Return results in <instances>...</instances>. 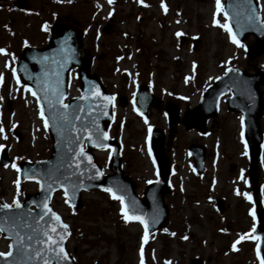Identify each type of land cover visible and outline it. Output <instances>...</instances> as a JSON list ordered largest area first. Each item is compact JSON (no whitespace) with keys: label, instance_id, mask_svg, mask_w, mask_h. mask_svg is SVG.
<instances>
[{"label":"rangeland","instance_id":"rangeland-1","mask_svg":"<svg viewBox=\"0 0 264 264\" xmlns=\"http://www.w3.org/2000/svg\"><path fill=\"white\" fill-rule=\"evenodd\" d=\"M260 1L264 18V0ZM219 4L218 9L217 0H112L111 3L109 0H34L35 10L23 11L19 18L20 30L24 32L21 42H25V31L31 28L36 30L30 32L31 43L46 42L50 34L44 36L40 30L70 20L88 28L85 43L89 44L95 27L102 29L109 22L107 18L113 16L117 30L112 35V44L118 49L128 46L134 56L145 54L149 48L173 56L172 62L177 59L176 69L183 80L176 90L189 94L196 78L198 83L209 84L227 67H243L247 63L244 46L233 42L228 26H221L227 23L223 0ZM179 33L188 37L181 45ZM196 37L201 40L197 49L193 46ZM6 59L2 53L0 73H4L1 63ZM183 78H191L190 83ZM11 81L17 88L15 95L0 91V127L3 128L0 152L7 149L13 158L11 165H0V198L9 203L37 188L36 184L18 181L19 162L44 159L51 152V140L34 96L18 80ZM70 95H79L75 75L71 78ZM9 98H12L11 109L7 106ZM217 118L209 136L180 131L184 134L178 141L181 147L173 148L178 153L175 185L166 196L170 222L152 236L146 237L141 225L126 220L121 205L107 193L85 192L83 206L75 213L61 194L55 196L54 208L73 228L68 248L80 263L141 264L143 258L144 264H190L199 256L205 264H260L258 240L251 233L255 220L248 183L250 162L248 154L245 155L241 118L223 106ZM261 123L264 130V115ZM15 129L21 132V141L13 134ZM143 129L142 125L133 123L123 134L128 142L125 150L128 167H132L131 175L138 183L139 192L155 172ZM195 138L208 149L204 176L196 174L187 158L186 148ZM96 156L107 170L108 153ZM260 168V200L264 208V152ZM217 198L225 201L224 213L216 210ZM122 247V255L128 256L129 261L122 260L119 251ZM0 250H8V241L1 235Z\"/></svg>","mask_w":264,"mask_h":264},{"label":"water","instance_id":"water-1","mask_svg":"<svg viewBox=\"0 0 264 264\" xmlns=\"http://www.w3.org/2000/svg\"><path fill=\"white\" fill-rule=\"evenodd\" d=\"M11 1V0H0ZM225 13L234 37L239 43L246 42L254 36L256 42L247 46L250 60L264 54V21L260 13V4L256 0H224ZM56 36L49 39L44 48L26 47L16 68L17 76L22 83L29 86L47 120V130L52 140V152L47 160L22 162L19 167L20 181H37L39 190L34 195H25L20 207L12 206L4 209L0 207V223L8 227V231L0 232L10 240L12 257H0V264H57L55 252H48V237L60 241L58 247H63L67 253V260H59L58 264H78L71 257L67 243L72 235L70 224L51 206L56 192H63L73 211L82 207V192L93 189H112L113 196H123L124 207L129 216L142 217L148 223V233L152 234L160 228H165L169 222L170 212L165 204V195L170 192L169 167H162L164 159L163 137L151 140V148L161 168L158 182L149 186L142 198L135 193V185L131 179L125 177L122 170V148L116 140L110 138L109 129L113 122V102L109 103L103 97L110 96L101 81L91 74L93 60L82 56L83 30L68 21L56 26ZM182 43V41L180 40ZM77 69L80 81V96L69 97L71 72ZM57 81H59L57 87ZM264 84V74H248L238 68L228 69L210 87L194 112L197 121L186 123L188 129L196 128L207 133V123L211 117H216L219 101L222 96L232 90L234 98L229 101V108L239 112L244 117V138L250 159L249 183L253 190L255 203L256 227L254 234L260 238L259 250L264 260V213L259 200L260 187L259 163L262 158L264 137L260 127V118L264 110L260 85ZM97 89L100 96H96ZM62 93L60 102L55 103L54 92ZM47 93V99L45 95ZM49 101L53 108L49 109ZM63 105H68L64 108ZM55 113V118H54ZM66 117V118H65ZM97 128L100 130L101 147L97 142ZM103 133H107L105 139ZM91 136V140H89ZM86 143V144H85ZM84 144L87 149H84ZM112 149L110 169L113 175L105 176L95 156V150ZM83 149L85 155H80ZM192 152L197 161L198 171L205 170L204 161L206 149L201 145H194ZM91 157V164L88 162ZM11 157L8 151H3L0 163L8 165ZM94 165V167H93ZM99 173V175L97 174ZM49 185L51 187H49ZM6 203H0V206ZM51 209V212L48 211ZM223 210V208H220ZM52 213L58 216L57 222ZM16 219V225L11 223ZM138 220V219H137ZM139 221V220H138ZM27 225V226H24ZM67 225V229L61 227ZM56 232L53 233L52 229ZM23 238L24 248L17 251L15 244L16 233ZM63 239L60 240V237ZM32 237L31 240L28 238ZM41 252L40 256L35 253ZM193 264H202L195 259Z\"/></svg>","mask_w":264,"mask_h":264},{"label":"flooded vegetation","instance_id":"flooded-vegetation-1","mask_svg":"<svg viewBox=\"0 0 264 264\" xmlns=\"http://www.w3.org/2000/svg\"><path fill=\"white\" fill-rule=\"evenodd\" d=\"M27 5L32 7L30 11L35 10L34 0H24L22 3H16L15 1L0 2V49L4 50L0 52V55L3 53L7 56V59L1 63V70H3L4 73H0V91L4 93H14L16 90L11 79L13 77L17 58L23 46L26 44L40 47L46 45L43 41V43H31L32 39L30 38V32H36L35 28L25 31L27 37L25 42L23 41V44L21 42V33L23 36L24 32L20 30L22 26L19 25V18L23 9H29ZM108 19L111 25L109 29L110 34H107L104 28L101 29L100 26L95 27L96 30L92 32L90 36L92 42L84 44L83 52L93 57V73L104 84L107 92L115 98L113 100L115 119L111 134L112 137L117 138L123 144L125 175L133 180L138 195H142L144 190L150 184L155 183L159 177L158 168L155 165L156 162L153 157H151V162L155 170L154 177L148 180L145 188H143L141 192H139L138 183L135 182V179L131 175L133 174V171H131L132 167H128L127 157L125 155L128 142L126 140L127 138L123 139V134H125L129 124H139L144 128L146 143L149 142L151 131H153L157 139L163 137L164 159H162L161 165L162 167L167 166L170 168V178L173 185L172 187H174L175 184L173 181L176 178L175 167L177 164L175 160L177 159L178 153H174L173 148L181 147V144L178 142L184 135L180 132L181 130L187 133L194 132L199 135L197 130H187L186 123L194 124V122L197 121L194 112L201 101L203 93L215 79L209 84L205 83L203 85L197 82V78H194L195 87L194 89L192 88L189 94L177 91V85L183 82L180 70L176 69V64L178 63L177 59L174 60L173 63V56L165 54L161 50L160 52L158 50L157 53L152 52L151 48L146 52L147 54L145 53L137 56L131 55L129 53L130 48L126 45L119 49L116 48L114 44H112V35H114L117 30H115L114 25L115 18L110 17ZM40 31H42L44 36H47V34L53 35L55 33V28L50 24L46 25L43 30ZM84 31L86 38L89 32L88 28H84ZM253 41L254 39L252 38L249 42ZM172 64H174V66ZM149 66H151V69H149ZM166 67L167 70L165 69ZM237 67L249 73L258 70L264 71V57H260L254 61L247 60L246 65ZM183 79L188 80L190 83L189 79L191 78ZM165 80L169 81L170 84H165ZM230 96V94L228 96L226 95L221 100L220 105L226 109H228V100ZM217 121L218 118L209 121L211 133L217 125ZM197 139H192L186 148L187 158H189L192 163L193 157L190 153V145L193 142H199ZM147 148L149 149L148 143ZM6 251L7 250H0V252ZM119 251L122 260L125 262L129 261V258H127L128 256L122 255L123 247Z\"/></svg>","mask_w":264,"mask_h":264},{"label":"snow or ice","instance_id":"snow-or-ice-1","mask_svg":"<svg viewBox=\"0 0 264 264\" xmlns=\"http://www.w3.org/2000/svg\"><path fill=\"white\" fill-rule=\"evenodd\" d=\"M112 0H109V3H111ZM220 7V4H219V0H217V8L219 9ZM222 27H225L227 28V25H221ZM229 31H231V29L229 28L228 29ZM233 42L234 43H239L235 37H233ZM4 50L3 49H0V52H3ZM58 84H59V81H57V87H58ZM31 89H29L30 91ZM34 96L36 95L35 92L32 93ZM96 96H100V92L99 90L97 89L96 91ZM54 95L56 97L55 99V103H59L60 102V96L62 95V93H59L58 91L57 92H54ZM45 98L47 99V93L45 95ZM103 99L109 103H111L115 98L112 97V96H106V97H103ZM64 108H67L68 105H63ZM53 108V102L52 101H49V109L51 110ZM41 117L43 118V111H41ZM54 118H55V113H54ZM66 118V117H65ZM243 122H244V117H241V124L243 126ZM45 127H47V120H45ZM150 130V129H149ZM0 132H3V128L0 127ZM100 130L99 128H97V140L96 142L101 146V147H104L105 145L101 142V139H100ZM241 135L243 136V132L241 133ZM103 136L104 138L106 139L107 138V133H103ZM89 140H91V136H89ZM247 147V146H246ZM80 155L83 156L85 155L84 152H83V149L80 150ZM245 155H247V151L245 152ZM88 162L89 164H91V157H88ZM13 167H16V165H12ZM5 167H7V165H5ZM94 167V165H93ZM19 171V169H17ZM99 175V173H97ZM18 183V181H17ZM49 187H51L49 185ZM105 191H108V192H111L112 189L110 188H106ZM247 195V194H246ZM113 198L115 199H118L122 205H124V198L123 196H116L115 193H113ZM15 206L17 208L20 207V204H19V201H15ZM4 209H8V208H11L12 205H9V204H3L2 206H0ZM49 212H51V209H48ZM122 212L124 213V217L126 220L128 219H138L145 227V236L147 237V232H148V223L147 221H145L142 217H138V216H129L128 214V211L126 208L122 207ZM52 216L54 217V219L59 222V217L55 215V213H52ZM11 223L13 224V226H17L16 225V219H12L11 220ZM24 226H27V225H24ZM62 228L64 229H67V225H61ZM8 227H6L3 223H0V232H4V231H8ZM166 231V230H165ZM52 232L55 233L56 232V229L53 228L52 229ZM45 235L48 237L47 239V243H48V248H47V251L48 252H55V255L57 257V264L59 262V260H67L68 259V256H67V253L65 252L64 248L63 247H58V250H57V246L59 245L60 241L56 240V239H53L51 235H49L48 233H45ZM186 238V237H185ZM29 240L32 239V237H29L28 238ZM63 239V236L60 237V240ZM15 244L17 245V251H22L23 248H24V242H23V238L20 237V234L17 232L16 233V240H15ZM10 248L12 247V245L9 246ZM37 256H40L41 255V252L40 251H37L35 253ZM13 253L11 251L9 252H0V257H12ZM8 264H14V262L12 261H9ZM44 264H50L49 260L45 259L44 260ZM141 264H143V258L141 259ZM261 264H264V260H262Z\"/></svg>","mask_w":264,"mask_h":264}]
</instances>
